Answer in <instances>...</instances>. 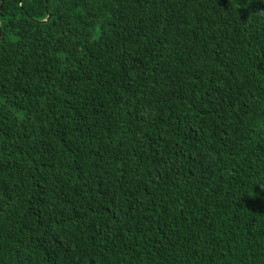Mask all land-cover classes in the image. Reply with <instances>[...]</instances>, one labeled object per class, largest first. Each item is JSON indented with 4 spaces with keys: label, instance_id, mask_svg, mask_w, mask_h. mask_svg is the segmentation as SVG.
Here are the masks:
<instances>
[{
    "label": "trees",
    "instance_id": "1",
    "mask_svg": "<svg viewBox=\"0 0 264 264\" xmlns=\"http://www.w3.org/2000/svg\"><path fill=\"white\" fill-rule=\"evenodd\" d=\"M0 28V264H264V0H0Z\"/></svg>",
    "mask_w": 264,
    "mask_h": 264
},
{
    "label": "water",
    "instance_id": "2",
    "mask_svg": "<svg viewBox=\"0 0 264 264\" xmlns=\"http://www.w3.org/2000/svg\"><path fill=\"white\" fill-rule=\"evenodd\" d=\"M47 19H49V16H48V18ZM2 37V31H1V28H0V38Z\"/></svg>",
    "mask_w": 264,
    "mask_h": 264
}]
</instances>
